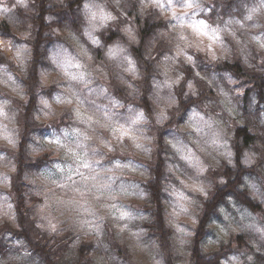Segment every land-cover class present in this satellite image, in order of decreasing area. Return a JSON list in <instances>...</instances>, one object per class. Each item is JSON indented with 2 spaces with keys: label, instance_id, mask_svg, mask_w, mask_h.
I'll list each match as a JSON object with an SVG mask.
<instances>
[{
  "label": "clouds",
  "instance_id": "9594fccd",
  "mask_svg": "<svg viewBox=\"0 0 264 264\" xmlns=\"http://www.w3.org/2000/svg\"><path fill=\"white\" fill-rule=\"evenodd\" d=\"M0 264H264V0H0Z\"/></svg>",
  "mask_w": 264,
  "mask_h": 264
}]
</instances>
